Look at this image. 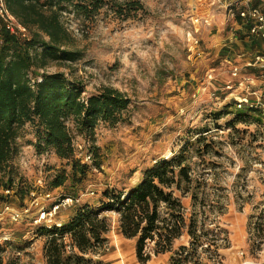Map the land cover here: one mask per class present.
I'll use <instances>...</instances> for the list:
<instances>
[{
  "label": "rangeland",
  "instance_id": "obj_1",
  "mask_svg": "<svg viewBox=\"0 0 264 264\" xmlns=\"http://www.w3.org/2000/svg\"><path fill=\"white\" fill-rule=\"evenodd\" d=\"M129 2L138 5L130 3L129 13L119 15L117 4ZM253 4L264 11V0H253ZM238 5V0H107L100 13L89 20L66 11L62 20L73 41L64 48L82 52V56L77 61L48 59L38 70L63 72L69 80L81 82L84 97L112 86L125 92L132 103L124 121L116 125L102 121L97 126L102 165L96 167L89 161L88 175L79 185L69 179L63 186L51 188L60 172L66 170L71 176V165L53 150L38 153L32 125L21 128L18 152L11 164L19 193L9 197L11 206L18 210L29 206L33 189L53 190L51 198L44 201L46 207L62 194L79 195V203L57 209L55 224H63L77 204L96 203L107 187L128 190L140 180L143 169L172 157L201 128L215 130L216 124L208 116L223 110L234 98L247 97V104L256 96L264 101V73L254 76V83L239 85L243 74L254 67L246 66L238 55L252 56L263 49L264 40L246 41L248 34H239L247 25L236 15ZM207 17L210 23L205 22ZM30 34L27 28V36ZM248 46L250 49H245ZM227 55L230 62L225 61ZM234 65L243 66L237 77L231 72ZM228 84L233 88H227ZM255 89L260 90L257 95L252 94ZM228 118L223 116L217 124H225ZM70 126L75 133L76 158L86 162L90 145L76 134L73 122ZM238 126L256 130L255 124ZM216 134L222 142V156L212 159L222 162L223 168L217 169L219 176L216 183L210 181L215 185L208 192L221 193L224 213H212L211 217L219 214L216 225L228 230L229 246L211 264H264V233L254 231V222L262 219L259 215L264 209V148L248 145L249 136L244 144L235 146L227 130ZM36 213L32 206L18 221L7 214L0 216V256L5 261L47 264L37 256H44L47 237L41 232L45 227L35 223ZM103 214L111 220V231L109 249L102 259L110 264H143L136 256L135 241L120 233L118 215L111 211ZM65 240L71 241L69 236ZM180 243H187V238L176 245ZM168 259L169 254L153 256L144 264H167Z\"/></svg>",
  "mask_w": 264,
  "mask_h": 264
},
{
  "label": "trees",
  "instance_id": "obj_2",
  "mask_svg": "<svg viewBox=\"0 0 264 264\" xmlns=\"http://www.w3.org/2000/svg\"><path fill=\"white\" fill-rule=\"evenodd\" d=\"M10 12L31 30L20 37L0 25V201L18 194L11 175L12 160L18 152L20 129L31 124L38 153L53 150L71 165V176L64 170L51 182V188L63 186L69 179L81 184L89 171L88 162L76 158L75 133L90 145L91 162L101 167L96 128L104 121L116 125L126 119L131 98L123 91L105 86L98 93L84 97L81 82L71 81L63 72H41L48 59L77 61L82 52L64 48L73 41L64 25L66 11L77 17L92 19L107 5V0H5ZM117 4L116 12L127 15L131 4ZM229 116L225 124H217ZM216 124L201 128L182 144L170 158H162L142 171L140 180L128 190L107 187L96 203L77 204L74 213L61 225L41 230L47 236L44 257L47 264H110L102 259L108 250L111 220L106 211L118 215L120 233L135 241L136 256L141 263L153 256L169 254L167 264H211L229 246V232L216 225L224 213L220 192H208L216 183L223 163L219 132L228 131L231 145L264 148V110L237 100L224 109L212 112ZM256 125L248 130L238 125ZM214 130V131H213ZM193 139V140H192ZM244 159V156L241 157ZM215 171V173H214ZM13 190L6 195L2 190ZM78 198L79 195L62 194ZM23 197V194H22ZM80 202V201H79ZM79 202H75L79 203ZM252 217V216H251ZM254 223L255 234L264 233V209ZM65 236L70 237L69 244ZM183 237L187 243L176 245ZM69 247V248H68ZM0 264H24L5 261Z\"/></svg>",
  "mask_w": 264,
  "mask_h": 264
},
{
  "label": "built area",
  "instance_id": "obj_3",
  "mask_svg": "<svg viewBox=\"0 0 264 264\" xmlns=\"http://www.w3.org/2000/svg\"><path fill=\"white\" fill-rule=\"evenodd\" d=\"M240 3L237 12V16L241 17L243 21L246 20V33L251 38H258L261 40H264V11L253 4V0H238ZM195 21L199 22L200 18L196 17ZM206 23H210V18H205ZM0 25L5 27L9 32L12 34H15L20 37H28L27 36V28L15 17L10 10L7 7V4L5 0H0ZM239 57H243L245 60L246 66H253L258 68L264 69V52H256L252 56H247L245 53H240ZM225 61L230 62L231 58L226 57ZM243 67V66H242ZM241 66L234 65L231 68L232 75L237 77L239 74H241V70L243 69ZM243 78L240 81L239 85L242 86L244 83L253 82L254 76L248 73L243 74ZM212 77V75H210ZM252 79V80H251ZM254 83V82H253ZM227 88L231 89L233 86L231 84H228L226 86ZM252 94L257 95L256 91L253 90ZM237 99V98H236ZM238 105L241 106L244 102H248L247 97H239L237 99ZM249 103V102H248ZM251 106L260 107L264 110V101L261 100L260 97L256 96V100H254L252 103H250ZM86 162L91 161V154L88 152V154L84 158ZM2 192L6 195H11L13 190L6 189L2 190ZM40 192V193H39ZM51 192L53 190H43L39 191L37 189H33L29 193L30 197V204L29 206H26V208L22 210H18L13 208L9 201H4L0 208V216L2 214H7L10 219L14 221L21 220L25 213H29L30 208L33 206L37 208L36 213V220L35 223H39L42 227L49 228L52 227L55 224L56 220V213L57 209L61 205H72L75 202L80 201V197L78 198H72V197H58V200L52 204L50 207H46L44 204V201L46 199L51 198ZM93 193V192H92ZM5 237V236H4ZM2 238H0L1 241ZM5 239V238H4ZM1 242H0V248H1ZM69 248V247H68ZM18 255L21 253L18 252ZM23 263V262H21ZM24 264H28L24 261Z\"/></svg>",
  "mask_w": 264,
  "mask_h": 264
},
{
  "label": "crops",
  "instance_id": "obj_4",
  "mask_svg": "<svg viewBox=\"0 0 264 264\" xmlns=\"http://www.w3.org/2000/svg\"><path fill=\"white\" fill-rule=\"evenodd\" d=\"M242 20V19H241ZM239 32V34H242V35H244L247 31H246V29H244V27H242L241 28V30H239L238 31ZM245 40L246 41H251V42H253L254 40H255V38H251V37H249V36H246L245 37ZM263 45V44H262ZM245 49H250V47L248 46V47H246ZM244 49V50H245ZM258 50V52H264V45H263V49H257ZM240 52H241V49H240ZM228 55H230V54H228ZM227 55V57H229ZM239 56V55H238ZM231 57V56H230ZM240 60V59H239ZM235 61V60H234ZM261 70H263V71H260L259 69H258V67H254V69H250V70H247V72L246 73H248V74H251V75H253V76H255V77H257V74H259V73H264V69L263 68H260ZM253 70V71H252ZM255 91H256V93H259V91H257V89H255ZM58 225H61V224H58ZM47 237V236H46ZM38 256V258L39 259H41V261L42 262H44V263H46V260H45V257L44 256H42L40 253L37 255Z\"/></svg>",
  "mask_w": 264,
  "mask_h": 264
},
{
  "label": "bare ground",
  "instance_id": "obj_5",
  "mask_svg": "<svg viewBox=\"0 0 264 264\" xmlns=\"http://www.w3.org/2000/svg\"><path fill=\"white\" fill-rule=\"evenodd\" d=\"M242 264H247V263L244 262V263H242Z\"/></svg>",
  "mask_w": 264,
  "mask_h": 264
}]
</instances>
